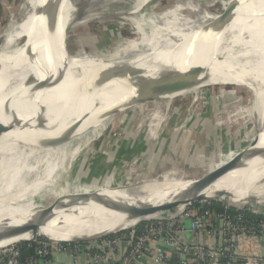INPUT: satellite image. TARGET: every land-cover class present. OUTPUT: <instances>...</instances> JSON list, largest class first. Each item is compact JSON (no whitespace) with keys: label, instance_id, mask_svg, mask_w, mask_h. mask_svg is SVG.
I'll list each match as a JSON object with an SVG mask.
<instances>
[{"label":"bare ground","instance_id":"1","mask_svg":"<svg viewBox=\"0 0 264 264\" xmlns=\"http://www.w3.org/2000/svg\"><path fill=\"white\" fill-rule=\"evenodd\" d=\"M124 1L131 7L122 12L129 17L122 24L130 28L131 36L119 40L111 50L86 54L81 49L70 56L67 29L77 23L72 18L77 9L71 0H16L17 11L11 13L6 31L0 34V125L4 128L0 133V191L5 188L7 174L15 173L13 165L20 154L25 165L40 168L51 164L60 171L88 145L90 141L83 142L85 137L92 141L107 129L116 114L111 113L114 109L124 112L156 90L166 105L176 97L196 95L197 83L206 77V86H247L249 106L238 112L250 116L255 129H264V21L258 20L264 14V0H222L220 12L214 13L184 0L159 12L155 6L148 8L152 0ZM19 10L22 14L15 17ZM69 17L70 22L63 26L61 21ZM155 78L167 80L170 89L158 87L156 81L132 89L124 87L130 79L139 82ZM263 140L257 131L260 156L254 151V163L248 151L239 165L218 179L191 187L179 183L159 188L139 195L126 207L120 205L107 210L105 216L94 217L107 206L103 205L94 215L83 217L91 218L78 222L76 209L64 210L61 226L51 228L48 215L34 235L20 226L45 210L37 213L26 203L25 214L18 217L15 208H4L0 199V233L9 234L0 239V250L30 242L34 236L53 241H84L90 236L102 239L158 217L176 203L194 201L199 195L228 197L226 201L236 204L264 198ZM41 172L40 192L50 187L49 180L42 177L45 171ZM140 186L144 185L119 194L114 203ZM219 192L225 195L218 197ZM57 230L86 237L58 236Z\"/></svg>","mask_w":264,"mask_h":264},{"label":"rangeland","instance_id":"2","mask_svg":"<svg viewBox=\"0 0 264 264\" xmlns=\"http://www.w3.org/2000/svg\"><path fill=\"white\" fill-rule=\"evenodd\" d=\"M7 1H0V34L6 31L11 13L17 11L16 0ZM180 1L152 0L147 6L151 9L155 6L154 10L159 12ZM184 1H190L214 13L220 12L219 2L222 0ZM71 2L77 9L72 16L73 19L76 18L77 23L67 29L69 36H67L66 50L70 56H74L81 49H85L86 54L106 51L119 40L131 36L130 28L122 24L129 18L123 14L131 7L129 1L71 0ZM20 14H22L21 10L15 17ZM70 20L69 17L61 23L65 26ZM258 20L264 21V14ZM21 40L24 41L25 36ZM207 80L206 77L197 83L196 95L176 97L166 105L164 100L158 99V90H156L149 93L141 103L124 112H117L101 135L92 141L88 136L83 139V142H90L80 150L76 158L64 164L60 171L51 164L40 168L31 164L25 165L20 154L13 165L12 171L15 173L11 176L7 174L5 188L0 191L3 207L15 208L18 217L26 212V203H30V209L37 213H40L39 209H50L51 228H54L65 219L61 214L64 210L76 209L78 218L75 222H78L91 218L89 216L83 219L87 215H94L97 207L103 205L107 206L94 217L105 216L107 210L115 209L120 205L126 207L127 204L137 200L139 195L159 188L168 189L179 183H187V186L191 187L197 185V182H204L206 180L203 178L204 175H209L213 170L231 161L238 153L245 152L257 140V131H260L264 137V129L258 127L255 129L252 118L238 112L239 109L245 111L249 106L251 98L249 88L243 85L206 86ZM151 81L163 83L166 87L170 85L164 79H144L139 82L130 79L124 87L132 89L138 87L140 83ZM145 89L148 90V87ZM252 148L254 150H249V156L252 154L251 160L254 163L258 150L255 145ZM262 150H264V140ZM9 155L11 154L7 156ZM49 159L52 161L47 157V160ZM13 161L14 158L8 162L12 164ZM41 170L45 171L42 177L45 176L50 182V187L48 185L42 192L38 183V171ZM147 184L149 185L145 186ZM138 185L144 186L134 189L114 203L115 197ZM86 193L87 196L100 195V197L95 200L89 197V201H86L85 198L83 199ZM81 196L82 198H79ZM77 199L80 201L79 206H76ZM227 199L228 197L210 200L220 201L224 205L236 204L226 201ZM187 202L176 203L169 211ZM257 202L264 207V198L251 199L244 203ZM166 210L157 215H161ZM59 226L61 224L56 226L55 230ZM55 234L65 237H86L82 234L61 233L59 230L55 231ZM99 238L100 236H90L84 238V241ZM34 239L40 237L34 236ZM72 242L79 243V241Z\"/></svg>","mask_w":264,"mask_h":264},{"label":"built area","instance_id":"3","mask_svg":"<svg viewBox=\"0 0 264 264\" xmlns=\"http://www.w3.org/2000/svg\"><path fill=\"white\" fill-rule=\"evenodd\" d=\"M263 208L192 201L92 242L16 243L0 250V264H264Z\"/></svg>","mask_w":264,"mask_h":264},{"label":"water","instance_id":"4","mask_svg":"<svg viewBox=\"0 0 264 264\" xmlns=\"http://www.w3.org/2000/svg\"><path fill=\"white\" fill-rule=\"evenodd\" d=\"M198 67H193L191 68L192 70L197 69ZM191 70V71H192ZM158 87L160 88H168L169 86L166 87V85H164L163 83H159ZM118 110L114 109L111 113H117ZM76 128V126H75ZM4 128L0 125V133H2L4 130ZM257 142V140L251 144V146L242 153H238L231 161L225 163L224 165L218 167V169L213 170L209 175H204L203 178L206 179L207 181H212L215 179H218L219 177H221L223 174L227 173L229 170H231L232 168H234L235 166L239 165L243 155L249 151ZM225 193L224 192H219L217 194L218 197L224 196ZM216 199V198H215ZM198 200H210L209 198L203 197L202 195L196 196V198L194 199V201H198ZM192 202V201H191ZM186 204V203H184ZM172 208H168L166 211L170 210ZM49 210L50 209H46L45 211H42L38 216L32 218V221H25L21 224L20 228L24 231V232H30L32 235H34L38 228L41 227L43 225V223L45 222L46 218L49 215ZM165 211V212H166ZM9 234L7 232H1L0 233V239H3L5 237H8ZM44 238H46L45 236H42ZM48 239V238H46ZM74 241H79V242H84V241H80V240H74Z\"/></svg>","mask_w":264,"mask_h":264},{"label":"crops","instance_id":"5","mask_svg":"<svg viewBox=\"0 0 264 264\" xmlns=\"http://www.w3.org/2000/svg\"><path fill=\"white\" fill-rule=\"evenodd\" d=\"M256 136H257V134H256ZM255 147H257V146H256V143H255ZM261 147H262V145H261ZM263 152H264V150H263ZM259 156H260V152H259V150H258V158H259ZM258 158H257V159H258ZM223 165H224V164H223ZM221 166H222V165H221ZM89 197H90L92 200H93V199L95 200V199H97L98 197H100V195H99V196H94V195H93V196H87V193L83 195V199L85 198L86 201H89V200H88ZM79 198H82V196L79 197ZM83 199H81V203H83ZM77 201H78V204H77L76 206H79V205H80V201H79V199H77ZM67 203H68V201H67Z\"/></svg>","mask_w":264,"mask_h":264},{"label":"trees","instance_id":"6","mask_svg":"<svg viewBox=\"0 0 264 264\" xmlns=\"http://www.w3.org/2000/svg\"><path fill=\"white\" fill-rule=\"evenodd\" d=\"M214 207L220 208L219 205H215ZM142 224L139 225V228L141 227ZM32 253V249H28L26 244H23V248H22V254L23 256L31 254Z\"/></svg>","mask_w":264,"mask_h":264}]
</instances>
